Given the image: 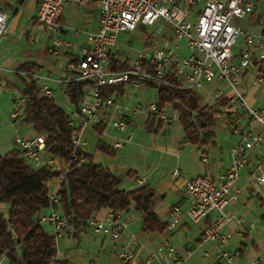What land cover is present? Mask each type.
I'll return each mask as SVG.
<instances>
[{
    "label": "built area",
    "instance_id": "2783aa9c",
    "mask_svg": "<svg viewBox=\"0 0 264 264\" xmlns=\"http://www.w3.org/2000/svg\"><path fill=\"white\" fill-rule=\"evenodd\" d=\"M99 5L101 24L98 30L88 33L87 43L81 47L78 65L71 67L77 72L72 80L91 81L90 98L84 95L69 124L72 128V139L76 149L72 160L60 168V158L49 151L48 134L36 133L31 137L18 138L22 155L39 167H51L59 170H70L73 165H83L88 162L86 155L89 140L84 130L90 122L105 124L119 132L112 146L123 148L133 139V126L137 116L155 114L158 120L170 123L181 120L183 111L175 107L167 109V104L160 108L159 102L147 104L137 102L129 107L120 101L122 94L119 84L125 83L135 87L141 85L161 84L183 89L196 90L212 81L225 82V86L215 87L211 97L215 102L227 99L233 110L243 109L247 120L235 123L233 131L239 134L238 143L232 148V159L228 168L217 180L210 173L197 175L187 181L186 201L175 203L169 209L167 228L173 229L180 220L187 216L199 221L208 218L201 239L197 245L210 242L216 247L215 258L210 264H235L236 257L241 254V248H231L232 232L227 225L236 220L246 229L253 228L254 222L244 221L243 216L228 209L229 205L240 199L245 187L240 184L242 171L251 163V152L264 141V106L253 105L245 92L239 86L252 65L258 67L253 83H264V30L254 32L235 23V18H244L256 7L254 0H39V7L33 22V28L38 33H52V51L59 55L73 47L69 41L55 32H66L62 22L64 7L67 4ZM10 13L0 9V49L4 39L8 37V22ZM141 24L156 26V31L162 33L166 26L171 31L163 45L144 48L127 61L121 60L116 54L119 34L122 31L135 30ZM37 34L34 38L37 40ZM239 38L241 45L235 49ZM127 62V66L123 64ZM16 72H18L16 70ZM26 76L38 79L36 72H22ZM110 86H115L109 92ZM39 90L45 95H53V89L48 85H39ZM27 97L20 99V106L12 113L13 122L22 120L25 116ZM230 110V109H228ZM220 115V114H219ZM207 129L205 130V132ZM204 162H209L211 155L203 154ZM38 167V168H39ZM175 175L179 171L174 172ZM65 179V174L61 181ZM253 183L264 185V160L255 164L251 172ZM140 183L144 180L138 178ZM59 191V190H58ZM50 192L51 203L40 212L39 220L51 222L56 233L74 234L75 226L71 215L60 207V196ZM126 211L109 208L106 217H92L91 223L95 231L120 239L130 229V218ZM247 224V226H246ZM142 241L136 232H131L124 242L118 255L123 262H139ZM196 244L183 248L170 242H162L150 258L159 259L161 264H192L190 256L194 253ZM209 254V250H205ZM0 264H11L6 250L0 251ZM254 264H264V259L258 257Z\"/></svg>",
    "mask_w": 264,
    "mask_h": 264
},
{
    "label": "trees",
    "instance_id": "16d2710c",
    "mask_svg": "<svg viewBox=\"0 0 264 264\" xmlns=\"http://www.w3.org/2000/svg\"><path fill=\"white\" fill-rule=\"evenodd\" d=\"M73 58L72 61L78 65L80 57ZM126 66L127 62L123 64V67ZM39 69L38 63L26 61L17 67V74L26 78L22 72L30 73ZM91 83L86 80L69 81L66 91L71 101L78 104ZM118 87L123 94L125 83ZM114 88L110 86L109 92ZM23 94L27 97L23 121L33 125L37 133L48 134L49 151L65 158L67 162L72 160L75 153L82 154L83 151L76 149L73 143L70 114L54 97L40 92L39 83L34 77L27 76L25 79ZM159 94L160 108L171 103L183 111L181 121L185 125L189 142L203 146L214 141L216 131L213 126L226 107L227 99L203 105V97L194 90L167 85L160 87ZM164 126L165 122L158 120L155 114L147 120V128L152 133H157ZM95 127L100 135L105 132V124L99 123ZM97 148L113 156L117 155V149L102 138ZM86 155L89 159L87 163L73 165L66 171L51 167L36 168L17 149L7 154L0 153V251H7L11 264H75L68 258L58 256L57 233L50 232L39 220L40 212L51 203L48 182L64 174L65 179L58 191L60 207L71 215L75 236L81 234L93 213L104 206L123 211L139 210L143 216V229L160 232L166 230L167 221L162 220L151 207L154 188L150 184L132 190L125 189L122 187L123 177L110 167L95 162L92 154ZM258 196L264 206V195ZM2 202L9 203L7 213ZM80 264L97 263L91 260ZM122 264L141 263L127 261Z\"/></svg>",
    "mask_w": 264,
    "mask_h": 264
},
{
    "label": "crops",
    "instance_id": "0c3cea01",
    "mask_svg": "<svg viewBox=\"0 0 264 264\" xmlns=\"http://www.w3.org/2000/svg\"><path fill=\"white\" fill-rule=\"evenodd\" d=\"M0 1H3V0H0ZM24 4L27 6V9L32 10L34 13L33 17L29 20L26 29L24 28L25 29L24 34L29 35L30 31L29 32L27 31H28L29 26L31 24L33 25V22H34V19L36 17L37 10L39 7V0H26ZM71 5H77V4H67L64 7L63 15H62V22L64 24L67 22V16H68L67 13ZM88 5L97 6L98 14L95 19L91 16L92 10H90ZM80 6L82 7V9L87 10L89 11V13H91L88 19L89 25L92 28L91 30H98L101 24L99 5H97L96 3H89V4H82ZM257 6L259 5L256 4L255 10L251 14H248L246 16L248 17V20L246 23V25L248 26H242V25L240 26L246 29L252 30L254 32H260L264 30V16L261 13H257V14L255 13ZM0 9L7 10L5 5L1 3H0ZM14 14H16L15 19H12V21L8 24V37L11 34L15 35L18 33L17 28H18L19 23L22 21V19H20V16L23 15V12H20L19 8L16 10V12H14ZM10 17H11V13H10ZM50 34L52 35V33ZM87 39L88 37L85 38L78 47L80 48L84 46L88 41ZM1 49H2V46H1ZM52 52H53L52 47L50 48V46L48 45L46 47L40 48V52H34V51L32 52L29 48L25 49V52L23 54L24 56H21L20 58L10 57L5 52L0 53V89L4 87L7 79H9V77L4 74L5 72H12L14 74L15 73L17 74L16 72L17 67L21 63L26 62V61H34L40 65V69L35 71L39 77L38 79L36 78L35 79L38 81L39 85L44 84L52 88L53 89L52 97L56 99L55 90L57 86L58 85L61 87L64 86L65 91H66L69 81L72 78H74L75 77L74 74L77 73L75 69L71 67V65L72 63H74V61H72L74 59L73 56L77 57L78 54L73 53L71 50L65 51L64 56L66 57L67 61H65V63L63 64L62 62L64 61H62L61 59L59 58L56 59L55 57L54 58L51 57L50 54H52ZM59 55H62V54L60 53ZM63 66L64 68L61 69ZM257 71H258V67L255 65H252L247 71V73L245 74L239 88L241 91L246 93L249 101L253 105L264 106V83L258 84V85L253 83V78L256 75ZM23 76H26V75L23 74ZM219 82H222V81H219ZM218 85L225 86L226 83L223 82ZM237 110L238 112L241 113L242 116L237 118L236 123H244L247 120V116L244 110L243 109L241 110L237 109ZM146 117L147 119L149 118L148 116ZM173 122H170V123H173ZM30 126L33 127V125H30ZM183 126L185 129V133L183 137L179 141H177L178 142L177 146L175 147L167 146L166 144L157 145V146L163 147V149H160V150L152 149L151 150V153L153 152L156 158L154 159L155 161L151 162V164L149 165V169L151 170H149L147 174L142 175L141 171L137 167H132L130 170H128L129 177H131V180H129V183L131 184V186H134L132 188L136 189L142 185L150 184L154 188L153 196L157 194L161 196H170L171 204L169 206H167V204L164 201H159L160 199H157V201L153 199V206H154L153 209L157 211L161 219L165 221L167 220L169 216V209L172 207L173 204L186 201V191H187L186 184L189 179L197 175L206 174V173H210L212 177L217 180L220 179L221 174L225 171L226 168H228V166L231 163L232 148L238 143L239 138H240L239 134L235 133L232 129L231 130L232 134L231 133L230 134L232 135L231 137L234 139L231 140L229 136L230 134H226L227 138L230 139L231 143H228L229 147L227 148V150H225L223 149L224 146L221 140L219 139L220 136L217 134V131H216V137L214 141L210 142L207 145L199 146V145H195L188 141L187 131H186L184 123H183ZM158 132L153 133L154 135L153 141L155 142L157 141L156 138L158 137L157 136ZM36 133L37 132L33 127L32 133L26 135L25 137H31L35 135ZM86 133L87 131H85V134ZM118 136L122 137L124 135L123 134L116 135V136L113 135L112 137H110V140L107 141V143L112 145ZM20 137L21 136L19 135L17 136L15 140L17 144V148H14L13 150L17 149L21 151L19 141H18V138ZM99 139H100L99 137L98 139L96 138V146L99 142ZM87 152L92 154L95 158V154H96L95 149L94 150L88 149ZM205 153H209L211 155V159L207 163L204 162L202 159L203 154ZM124 155H125V152H122V150L119 151L116 157H114V159H111V162L109 163V165H104V166L110 167L114 172L118 174L120 171L124 169L123 167L127 166L126 163L121 161ZM59 158H60V168L62 169L65 165L64 164L65 162L63 161V158H61L60 156ZM158 158H160V160H157ZM260 160H264V141L262 144H260L259 146H256L252 150L251 163L246 169L242 171V176L240 178V184L245 187V191L243 192V194L245 195L241 198V201L239 200L234 201L229 205L231 211L239 209V207H237L236 205V203L239 204V202H244L245 205L251 204L252 206H255L254 203H251V201L253 200L252 197H255L257 193H258L257 196L259 194L264 195L263 192H260L259 190L256 189V187L254 186L255 183H253V181L251 180V172L253 171L255 164H257ZM99 164H102V163H99ZM153 165H154V168H152ZM164 166L169 167V168L173 167L171 174L168 176H165L164 179L159 184L156 185V183L155 184L153 183L155 180L153 176L154 174H158L161 168H165ZM176 170L179 171L178 175L174 174ZM130 172H133V174H131ZM138 178H141L142 180H144V182L140 183L138 181ZM55 179L56 181L54 184L55 186L54 192H57L61 186L62 181H61V178H54L52 180L54 181ZM129 190H132V189H129ZM167 191H169L170 194L167 193ZM249 197L252 200L245 201V199ZM2 205L3 206L7 205L9 207V203L7 202H2ZM108 211H109V207L104 206L101 209L96 210L93 213L92 217H106L108 215ZM125 214L129 216L131 220L130 224L133 222L131 225L132 227L124 234L122 238H120L118 241L117 240L115 241L116 246L120 248V246L124 242H126V240L129 238L130 233L136 232L140 236V241H142L140 252L149 251L150 256L154 251L157 250L158 246L162 242H170L181 248L189 244L197 245L199 243V240L201 239L203 229L207 221L209 220L208 218H205L199 221H194V220L189 219L187 216H184L180 220L179 225L176 228H173V229L166 228V230H164L163 232H160L157 230L143 229L142 227L143 216H142L141 211L132 209L130 211H126ZM229 224L227 225V228L231 227L229 226ZM231 231H233L235 235V238L232 239V244L230 245L231 248L236 249L239 247L242 250L241 254H239L236 257L235 264H254L255 258L262 256L263 250H264L261 248V244L258 238L254 235H251L250 229H246L244 225L241 226L239 223H235L234 227L231 228ZM71 235L72 234H69L68 237H66V240L68 242L70 240L69 243L71 245V247H68V248H66L65 246H62V247L59 246V242L57 239L59 257L68 258L75 264L89 262L91 260H94L97 264H100V261L103 262L102 261V254H103L102 250H106V247L111 246V243L110 244L106 243L108 235L104 233L101 234V232H97L94 230L91 220L88 224L83 226V230L81 234L79 235L80 238L79 237L77 238L74 234L72 235V236H75V240L73 241L72 237H69ZM87 239L90 242L85 241ZM206 244L207 243H203V245H197L194 253L190 256V261L192 264H210L214 260L215 253H216V247L212 243L210 245H206ZM117 247H116V253L118 254L119 248L117 249ZM206 249L209 250L210 252L209 254L205 253ZM153 260L154 259H151L149 263L147 262L146 263L152 264V262H154ZM139 261L141 263L144 260L140 258ZM122 263L123 261H121V264ZM156 264H161V263L156 262Z\"/></svg>",
    "mask_w": 264,
    "mask_h": 264
},
{
    "label": "rangeland",
    "instance_id": "374dc122",
    "mask_svg": "<svg viewBox=\"0 0 264 264\" xmlns=\"http://www.w3.org/2000/svg\"><path fill=\"white\" fill-rule=\"evenodd\" d=\"M26 0H3L0 1L1 4H4L6 9L9 10L8 12L11 13V17L9 19L8 24L12 21V19H15L16 10L19 8L20 12H23V15L20 16V19L22 21L19 23L17 28V34L13 35L11 34L7 39L3 41L2 49L0 53L5 52L10 57H21L24 56L25 49H30L32 52H40V48L50 46L52 47L53 43V37L50 33H38L36 29L33 28V25L31 24L28 28V31H30L29 35H25L24 31L27 27V24L29 20L33 17L34 13L32 10L27 9V6L24 4ZM256 2L257 8H256V14L261 13L263 16L264 12V0H254ZM90 10H92V14L89 13V11L82 9V7L79 5H71L69 7L68 16H67V22L65 23V30L66 33H59L54 32L53 36H60L63 40L69 41L73 44V47L69 50H71L75 54H80L81 47L78 46L80 43L88 37L89 31H91V26L89 25V15L95 19L97 16L98 8L96 5H88ZM66 12V11H65ZM33 13V14H32ZM72 13V14H71ZM71 14V15H70ZM248 20V17L246 18H235V23L242 26H248L246 25ZM25 28V29H24ZM171 31L169 30V27L166 26L165 31L162 33H158L156 31V26H151L147 24H141L137 29L135 30H127L122 31L119 34L118 38V44L115 47L116 54L121 57V60L127 61L130 58H134L140 50H143L144 48L152 47L151 44L154 46H160L163 45L166 37L170 36ZM24 34V35H23ZM39 34L38 39L36 40L34 37ZM23 37V38H22ZM241 38H239L237 46L235 49H238V47L241 45ZM50 54V53H49ZM52 52L51 57H55L56 59H61L63 64L65 61H67L65 55V51H62V55H57ZM65 66V65H64ZM64 66L61 68L63 69ZM67 71V70H66ZM65 71V72H66ZM67 73V72H66ZM6 76L9 77L7 79L4 87L0 89V153L1 154H7L14 148H17L16 144V138L17 136H21L22 138L25 137L28 134H31L33 131V127L29 124L25 123L21 119L13 122L12 113L15 107L20 106V99L24 96L23 94V88L25 86V79L22 76H19L18 74H14L12 72H5ZM75 75V74H74ZM223 82H219L217 80L210 82L209 84L205 85L202 88H197L195 92L198 94H201L203 97V105H212L215 103V100L211 97L212 90H214L215 86L219 87ZM161 84H153V85H141L139 87L132 86L130 84H126V95L120 97V101L127 104L129 107H131L133 104L137 102H144L145 104L156 101L159 102V92H160ZM90 86L86 87L85 89V96L86 98H90ZM55 96L56 101L70 114V116H73L76 112L79 103L76 104L71 101L69 95L67 94V91H65V87L57 86L55 90ZM227 103V102H226ZM232 105L226 104V107L223 109V111L218 115L217 117V123L213 126V129L217 131V134L220 136V140L224 146L223 149L227 150L229 147L228 143H231L230 139L227 138L226 134H230L231 130L233 129L234 123H236L237 118H239L241 115L238 110H233ZM174 108L173 105L167 104V109L172 110ZM230 109V110H228ZM241 110V109H239ZM147 115L141 114L137 116L136 120L134 121L133 126V139L131 142H128L127 145L124 148L117 149V153L122 150V152H125V155L121 159L124 163H126V167H123L124 169L120 171L118 174L123 177V183L122 187L129 189H134L129 183V180H131V177H129L128 170H130L132 167H137L142 175L147 174L149 172V165L151 162L155 161L156 158L155 154L153 152L151 153L152 149H163L161 146L157 145H164L167 146H177L178 142L184 135L185 129L183 126V122L181 120H177L173 123H165L164 128H159V132L157 134L156 142L153 141L154 135L152 132H150L147 128ZM97 120V119H96ZM95 121L90 122L89 126L84 130L85 137L89 140V145L87 146L88 149H95V162L102 163L103 165H109L111 162V159H114L113 156L107 152L101 151L96 146V138L98 137L101 139H104L106 142L110 140V137L113 135H125L126 132H119L114 127L109 126L107 130L100 135L99 132L96 130L95 127ZM85 131H87V135L85 134ZM232 134V133H231ZM229 135L231 140L234 139ZM99 139V140H100ZM98 145V144H97ZM166 148V147H164ZM157 160H160L158 158ZM114 161V160H112ZM30 164H32L34 167L38 168L39 165L31 162L28 160ZM165 167V166H164ZM154 168V165L152 166ZM172 168L165 167L161 168L158 174H154V184H159L165 176H168L171 174ZM146 170V171H145ZM55 181L56 179L50 180L48 182L50 192L55 191ZM254 186L257 190L264 193V185L255 183ZM167 193L170 194L169 191ZM258 194V193H257ZM252 197V199L246 198L245 201L252 200L251 203H254L255 206L245 205L244 202L236 203L237 207H239L238 210H233L232 212L243 216L244 221L254 222L255 226L253 228H250L251 235H254L258 238L261 248L264 249V219L262 218V212L264 210V206L262 205L261 200L259 199V196ZM245 194L240 196L239 201H241V198ZM248 197V195H247ZM245 198V197H244ZM255 198V199H254ZM153 199L157 201V199H160L159 201H164L167 206L171 204L170 196H161L159 194L153 196ZM259 201V203H258ZM233 206V204H232ZM152 208H154L153 203L151 205ZM9 207L7 205L4 206V210L8 211ZM50 209V206L48 207V210ZM230 209V206L228 207ZM141 218V216H140ZM46 228L52 232L56 233L55 226L49 222L44 221L43 222ZM133 223V222H132ZM130 224V229L131 225ZM229 224L228 229L231 231V228L234 227L235 223H239L235 219L232 220ZM240 224V223H239ZM243 224V223H242ZM240 224L241 226H243ZM233 226V227H232ZM247 226V224H246ZM133 229V228H132ZM232 232L231 237V244L232 239L235 238L234 232ZM65 234V235H64ZM103 234V233H101ZM69 233L64 232L57 236L59 246H65L66 248L71 247L70 240L69 242L66 240V237H68ZM74 235V234H72ZM69 236L72 237L73 241L75 240V236ZM77 238L79 236H76ZM80 238V237H79ZM82 240V239H80ZM119 240V239H118ZM117 240V241H118ZM128 240V239H127ZM126 240V241H127ZM85 241H89L88 239ZM83 241V242H85ZM116 239H113L111 236H107V244L111 243V246H107L106 250H102V261H100V264H121L122 258L118 256L116 253ZM90 242V241H89ZM210 242H207L206 245H210ZM119 247H117L118 249ZM264 259V250L263 255L259 256ZM139 258H142L144 260L141 262V264H147L146 260L150 258V252L144 251L140 252ZM258 258V257H257ZM256 259V258H255ZM152 264H156V262H159V259L154 258ZM140 262V261H139Z\"/></svg>",
    "mask_w": 264,
    "mask_h": 264
}]
</instances>
